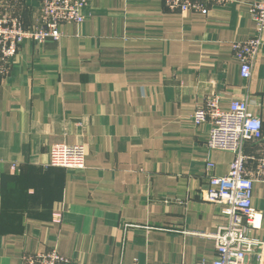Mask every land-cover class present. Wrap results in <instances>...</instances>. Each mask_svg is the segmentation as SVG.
Returning a JSON list of instances; mask_svg holds the SVG:
<instances>
[{
	"label": "crops",
	"instance_id": "0c3cea01",
	"mask_svg": "<svg viewBox=\"0 0 264 264\" xmlns=\"http://www.w3.org/2000/svg\"><path fill=\"white\" fill-rule=\"evenodd\" d=\"M26 25L36 0H16ZM221 0L180 12L164 0H88L59 39L25 41L0 77V264L51 248L71 264H198L213 259L204 234L224 221L199 193L226 174L232 153L208 150L192 114L212 93L227 108L246 97L263 136L264 34L243 79L232 43L254 30L250 4ZM80 144L84 167L47 166L53 144ZM251 202L264 237V181ZM246 264H264V249Z\"/></svg>",
	"mask_w": 264,
	"mask_h": 264
},
{
	"label": "built area",
	"instance_id": "2783aa9c",
	"mask_svg": "<svg viewBox=\"0 0 264 264\" xmlns=\"http://www.w3.org/2000/svg\"><path fill=\"white\" fill-rule=\"evenodd\" d=\"M87 1L36 0L38 18L26 25L16 0H0V77L6 73L23 42L40 43L48 37L59 39L60 23H81ZM217 1L221 0H164V3L171 9L184 12L205 10L207 3ZM249 13L254 23L252 34L231 45L243 79L251 76L253 62L263 45L264 0L253 1ZM219 101L218 94L212 93L192 114L196 126L208 125L206 148L233 155L226 174L210 173L213 163L206 165L209 173L206 172V183L199 193L206 201L220 205L224 221L214 233L204 234L213 238L216 256L210 260L202 259L198 264H246L249 255L264 249V237L250 235L251 230L261 226L260 214L253 207L251 197L253 183L264 181V157H259L256 166L249 169L245 154L246 143L262 138V121L251 113L246 97L229 98L225 109L220 107ZM84 154V147L80 144H53L49 148L47 166L82 169ZM21 264H71V261L51 248L25 252Z\"/></svg>",
	"mask_w": 264,
	"mask_h": 264
}]
</instances>
